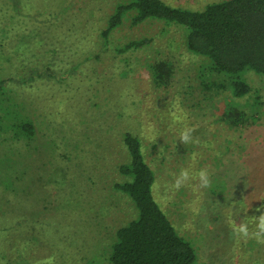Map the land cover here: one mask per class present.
Returning <instances> with one entry per match:
<instances>
[{"label":"rangeland","instance_id":"obj_1","mask_svg":"<svg viewBox=\"0 0 264 264\" xmlns=\"http://www.w3.org/2000/svg\"><path fill=\"white\" fill-rule=\"evenodd\" d=\"M126 1L0 0V264H111L117 229L137 216L115 187L126 180V132L140 138L153 195L194 246L193 264H264V243L229 227L264 212V76L247 71L251 91L239 99L209 89L208 60L186 48L183 29L133 25L132 12L104 37ZM164 1L201 9L220 0ZM161 61L173 68L167 85L153 80ZM228 101L256 117L233 125ZM23 121L30 139L14 135ZM185 127L198 142L179 141ZM182 168H207L210 186L190 179L176 191Z\"/></svg>","mask_w":264,"mask_h":264},{"label":"trees","instance_id":"obj_2","mask_svg":"<svg viewBox=\"0 0 264 264\" xmlns=\"http://www.w3.org/2000/svg\"><path fill=\"white\" fill-rule=\"evenodd\" d=\"M130 12L133 25L159 19L182 28L186 48L208 60L200 76L209 89L229 87L232 97L239 99L251 91L243 77L247 71L264 76V0H220L201 9L172 6L164 0H128L116 6L102 35L107 37L118 28ZM142 44L143 41L130 42L124 48ZM152 69L157 85L169 83L173 75L169 61H161ZM5 82L0 78V95ZM255 114L253 111L249 115L230 101L225 111L226 118L236 126L255 118ZM14 126L15 137H33L31 122ZM123 141L129 160L120 165L119 171L126 180L115 187L132 200L137 216L117 229L111 245V264H193L197 258L194 246L177 232L153 195L155 174L145 160L140 138L126 132Z\"/></svg>","mask_w":264,"mask_h":264},{"label":"clouds","instance_id":"obj_3","mask_svg":"<svg viewBox=\"0 0 264 264\" xmlns=\"http://www.w3.org/2000/svg\"><path fill=\"white\" fill-rule=\"evenodd\" d=\"M175 116V113H172ZM195 128L185 127L179 133V141L183 144H188L190 142H198L193 139V133ZM197 180L198 187L208 188L211 184L209 171L207 168H202L195 173H190L188 168H182L179 174L175 177L173 188L179 191L184 187L189 180ZM260 211V209H256ZM250 223L254 225V228L250 230ZM230 236L236 239H256L258 242L264 243V212H261L259 216L246 217L241 220L239 224L232 221L229 224Z\"/></svg>","mask_w":264,"mask_h":264}]
</instances>
